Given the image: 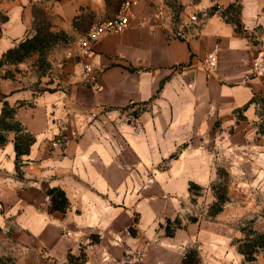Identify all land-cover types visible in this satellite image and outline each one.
<instances>
[{
  "label": "crops",
  "instance_id": "0c3cea01",
  "mask_svg": "<svg viewBox=\"0 0 264 264\" xmlns=\"http://www.w3.org/2000/svg\"><path fill=\"white\" fill-rule=\"evenodd\" d=\"M124 1L0 0V59L41 19L54 38L43 55L0 65V97L35 139L20 170L15 133L0 146V260L182 264L197 250L200 264H247L240 226L249 218L264 233V116L249 104L264 98V0H129L126 30L91 44L95 87L80 42ZM124 110L143 135L122 122ZM222 172L230 201L214 216L200 212L190 184L215 200ZM52 189L65 193V212L49 211Z\"/></svg>",
  "mask_w": 264,
  "mask_h": 264
},
{
  "label": "trees",
  "instance_id": "16d2710c",
  "mask_svg": "<svg viewBox=\"0 0 264 264\" xmlns=\"http://www.w3.org/2000/svg\"><path fill=\"white\" fill-rule=\"evenodd\" d=\"M229 23L233 24L235 26V29L237 32H242V26L239 20L235 17L233 19H228ZM37 32L36 35L32 38H26L22 41H20L14 48L9 49L6 53H4L0 59V65L3 64H17L20 62H23L26 60L32 53L34 52H40L41 55H43L45 48L48 47V44L50 41H52V36L46 34V29L43 24V19L40 20V25L36 27ZM5 96L0 97V102L2 103V111L0 115V146L3 145L6 142L5 133L8 132H14L15 133V140H14V146L16 151V166L18 170H20L21 167V158L28 154L30 151V147L34 143V137L22 126L21 123H19L16 120V109L13 107H10V105L4 100ZM258 105L261 104L264 108V98L261 95H254L251 99L250 103ZM248 104V105H249ZM247 107V106H246ZM246 107L241 109L240 111L244 110ZM135 114V113H134ZM260 116H262L260 114ZM260 133H264V120L262 119V122L259 125ZM190 191H193L194 189L200 190L201 188L195 184H190L189 187ZM47 196L50 201L49 205V211L50 212H65L68 209L69 203L65 196V193L61 191L60 189H52L47 192ZM216 198L218 199L217 203L219 204V208L215 213H211L210 215L214 216L217 213H219L223 206L226 204V200L222 197H218L216 195ZM211 209V207H210ZM174 224L177 226L179 223L176 221ZM170 222L166 225V232L168 235H173L174 230L170 229ZM256 235H258L259 238L263 239L262 242L259 245H256L258 249L264 250V233L254 232ZM258 244V243H257ZM240 253L245 256L244 259L246 261H255V258L248 260L247 254L242 251V248L240 246ZM256 251L254 252V254ZM253 254V255H254ZM198 255L194 250H190L186 253L182 264H198Z\"/></svg>",
  "mask_w": 264,
  "mask_h": 264
},
{
  "label": "built area",
  "instance_id": "2783aa9c",
  "mask_svg": "<svg viewBox=\"0 0 264 264\" xmlns=\"http://www.w3.org/2000/svg\"><path fill=\"white\" fill-rule=\"evenodd\" d=\"M135 5V2L125 0L121 6V10L118 13L117 16L113 18L106 19L104 21L96 23L85 35V38H83L80 42V46L77 51V55L84 60V63L82 65L83 72H84V78L86 82L92 84L93 86L97 87L98 84V73L93 70L91 65L88 63L89 58L92 55L91 50V44L92 42H95L97 39L101 38L104 35L111 34V33H120L126 30L128 27L130 21V9ZM190 22L191 23H197L198 18L196 15L190 16ZM174 38L178 39H185L184 34L181 31H177L173 33ZM68 57L74 56L73 51H69L67 53ZM218 54L217 52H213L208 55L205 61V68L207 71H212L216 68L218 63ZM99 89V88H98ZM131 111V110H130ZM126 116L129 110H124ZM93 117L96 116V114H92ZM132 117L127 116L122 120L125 124H131L134 131L138 135L144 134V128L141 126L138 122L131 121ZM58 143L54 142L53 146H57ZM140 254V253H139Z\"/></svg>",
  "mask_w": 264,
  "mask_h": 264
},
{
  "label": "rangeland",
  "instance_id": "374dc122",
  "mask_svg": "<svg viewBox=\"0 0 264 264\" xmlns=\"http://www.w3.org/2000/svg\"><path fill=\"white\" fill-rule=\"evenodd\" d=\"M5 19V17L2 15H0V23ZM259 32H262V28L258 27L257 29ZM259 114H261L262 116H264V108L261 104H259ZM264 120V118H263ZM231 182H232V178L230 177L229 173L227 172H222L220 174V181H217L215 183H213L210 187L211 191L214 193L215 195V200H212V197L208 198L207 196H205L206 194L204 193V191L202 189L197 190L194 189L193 190V194H194V198L193 201L195 203V206L198 207L199 211L202 212V210L206 209L207 206H209V211H211V213H215L217 211V209L219 208V204L217 203L218 199L216 198V195L220 198H224L226 200L225 203H228L230 201V198L228 197V193H229V188L231 186ZM211 207V209H210ZM174 225V224H173ZM176 225V224H175ZM180 225V223H179ZM173 227V226H172ZM255 231L253 230V225H252V220H250L249 218L245 219L242 223V225L240 226V234H241V241L240 242V246L242 248V251L244 253L247 254V259H253L255 258V261H246V259H244V262H246L247 264H256V256H260V254H262V249H258L256 247V245H259L263 239L259 238L258 235H256L254 233ZM258 243V244H257ZM197 253V250H194ZM256 251V253L254 254V252ZM254 254V255H253ZM198 255V254H197ZM245 258V256H244ZM198 261L200 264V258L198 257ZM0 264H12L10 258H2L0 260Z\"/></svg>",
  "mask_w": 264,
  "mask_h": 264
}]
</instances>
